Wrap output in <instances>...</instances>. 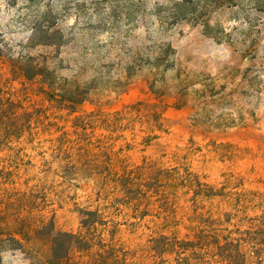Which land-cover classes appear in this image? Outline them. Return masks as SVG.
<instances>
[{
    "label": "rangeland",
    "instance_id": "374dc122",
    "mask_svg": "<svg viewBox=\"0 0 264 264\" xmlns=\"http://www.w3.org/2000/svg\"><path fill=\"white\" fill-rule=\"evenodd\" d=\"M175 1L0 0V88L20 102L18 113L31 115L29 131L8 144L0 141V168L13 180L2 188L25 194L32 200L33 221L40 225L37 220H42L41 235L2 251L0 264H45L50 227L43 226L51 220L55 230L76 234L80 210H95L107 221L103 236L113 238L122 264H173L167 255L153 256L149 239L188 233L191 193L160 188L138 204L127 202L104 184L105 172L90 173L81 162L88 142L95 152L110 148L132 171L144 165L186 168L200 182L227 193L199 201L198 213L214 216L240 208V215L264 214V10L243 4L212 12L210 25L225 34L221 41L198 24L178 23L160 33L151 26L154 40L174 49L172 67L142 69L124 88L111 89L133 60L128 56L135 58L146 44L143 25L149 19L142 6ZM47 23L62 32L58 53L40 45ZM6 50L28 54L40 65L53 56L47 62L57 76L90 86L88 100L73 114L50 108L39 80L11 77L3 60ZM138 103L166 105L165 131L152 128L156 109L144 106L141 114L131 109ZM249 193L257 195L255 209L236 206L237 195ZM90 259L86 252L72 251L68 262Z\"/></svg>",
    "mask_w": 264,
    "mask_h": 264
},
{
    "label": "trees",
    "instance_id": "16d2710c",
    "mask_svg": "<svg viewBox=\"0 0 264 264\" xmlns=\"http://www.w3.org/2000/svg\"><path fill=\"white\" fill-rule=\"evenodd\" d=\"M243 4L251 5L253 10H264V1L258 0H178L171 4H155L152 8H146L144 4L142 13L144 16L147 14L149 19L147 22L144 20L143 25L146 44L140 47L135 58L128 56V59L133 60L122 67L123 77L115 79L111 85V89H114L112 91L124 88L127 81L142 69L166 71L172 67L174 49L167 42L155 41L151 26L156 27L160 33L178 23L198 24L204 34L221 41L225 36L223 29L218 25L211 26L209 16L221 8ZM34 39L35 35L31 41L34 42ZM63 44V35L59 28L48 23L42 26L40 45L52 47L58 53ZM53 58L46 57L40 65L28 54L14 55L6 50L3 55L13 79L39 80L42 87L40 93L50 108L65 110L68 114L76 113L88 100L91 88L88 84H79L75 79L57 76L55 69L47 62ZM92 80L104 79L94 77ZM5 94L0 88V141L8 144L31 129V115L29 112L18 113L22 109L20 102ZM141 105L143 104L138 103L131 109L139 114L143 112L144 106L156 109L151 116L152 128L165 131L163 121L166 119L162 114L166 105ZM102 121L104 126L108 125V118L105 117ZM100 149V152H95L93 143L88 142V146L80 154L83 157L81 162L85 161L83 163L88 172H105L108 178L104 184H111L114 190L123 194L127 202L138 204L142 199L151 196L148 195L149 192L160 188L171 192L183 189L184 194L191 193L187 199L192 206V214L188 218V233L183 237H178L175 232L158 233L151 237L149 251L153 256L161 258L167 255L173 264H264V214L240 215L244 212L240 208L234 210L235 212H220L214 216L198 213L199 201L215 196L223 197L227 193L223 189H214L207 183L200 182L198 175L186 168L182 172L176 168L152 169L144 165L132 171L116 152L106 146H101ZM11 174L0 168V253L7 249H19L24 243L33 242L42 232V220H37L40 223L38 225L33 221L31 211H28L33 209L29 207L32 200L25 194L2 188L13 183ZM237 196L236 206L255 209L258 199L256 194L249 193V197L242 194ZM24 212L29 213L24 215ZM80 216V231L76 234L55 230L51 220L43 226L50 227L47 233L50 256L45 264H122L119 250L112 244L113 238L106 241L103 236L107 221L95 210H80ZM72 251L86 252L91 255V259L85 263L68 262Z\"/></svg>",
    "mask_w": 264,
    "mask_h": 264
}]
</instances>
